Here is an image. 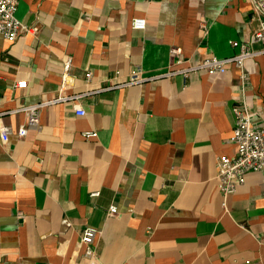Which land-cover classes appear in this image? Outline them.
<instances>
[{
	"label": "crops",
	"instance_id": "0c3cea01",
	"mask_svg": "<svg viewBox=\"0 0 264 264\" xmlns=\"http://www.w3.org/2000/svg\"><path fill=\"white\" fill-rule=\"evenodd\" d=\"M16 15L35 29L0 35V264H90L86 227L98 264H264V169L228 196L217 180L233 107L264 126V53L167 74L234 54L259 27L252 0H19ZM136 71L147 78L120 84Z\"/></svg>",
	"mask_w": 264,
	"mask_h": 264
},
{
	"label": "built area",
	"instance_id": "2783aa9c",
	"mask_svg": "<svg viewBox=\"0 0 264 264\" xmlns=\"http://www.w3.org/2000/svg\"><path fill=\"white\" fill-rule=\"evenodd\" d=\"M259 16V27L247 41H232V46L237 50L234 54L227 57H219L209 55L202 60L189 63L182 66L183 59L177 60V65L181 66L171 69L167 74H182L188 76L199 71H206L211 74H223L227 71L228 65L236 67L242 71L244 63L247 59L255 55L264 53V0H252ZM19 0H0V35L10 42H14L21 35L34 31V27L23 23L16 15ZM133 27L136 29H144L146 27V19L144 17H136L133 19ZM171 53L179 54L180 47L172 46ZM73 58L68 56L64 62L66 78L72 65ZM92 73L87 76L91 77ZM147 77L143 76L140 71H136L130 77L120 84H130L142 82ZM119 84V83H118ZM117 84V85H118ZM18 87H26L27 81L21 80L16 83ZM44 103L24 107L27 111L28 119L25 125H22L17 133L20 136L27 135L31 128H39L40 111ZM78 115H85L86 111L80 106L76 107ZM234 126L230 135V141L234 145L233 154H221L217 158V180L219 190L224 196L235 193L246 182V175L249 172L261 171L264 169V126H254L251 112L244 104H237L233 107ZM13 132L12 126L5 125L1 129L4 140L8 139ZM87 136H92L94 132H86ZM96 194V193H94ZM225 205V203H224ZM117 213L115 205L109 208V215L113 216ZM99 230L94 227H86L82 232V242L84 244V256L90 264H98L97 253V236Z\"/></svg>",
	"mask_w": 264,
	"mask_h": 264
}]
</instances>
